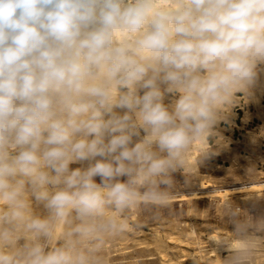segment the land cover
Returning <instances> with one entry per match:
<instances>
[{
    "label": "clouds",
    "instance_id": "obj_1",
    "mask_svg": "<svg viewBox=\"0 0 264 264\" xmlns=\"http://www.w3.org/2000/svg\"><path fill=\"white\" fill-rule=\"evenodd\" d=\"M260 65L264 0H0V264H105ZM230 215L222 264H251Z\"/></svg>",
    "mask_w": 264,
    "mask_h": 264
},
{
    "label": "rangeland",
    "instance_id": "obj_2",
    "mask_svg": "<svg viewBox=\"0 0 264 264\" xmlns=\"http://www.w3.org/2000/svg\"><path fill=\"white\" fill-rule=\"evenodd\" d=\"M258 71L250 94L238 93L194 144L171 207L129 215V227L106 239L105 264H222L224 246L236 239L230 210L237 207L254 225L251 264H264V65Z\"/></svg>",
    "mask_w": 264,
    "mask_h": 264
},
{
    "label": "bare ground",
    "instance_id": "obj_3",
    "mask_svg": "<svg viewBox=\"0 0 264 264\" xmlns=\"http://www.w3.org/2000/svg\"><path fill=\"white\" fill-rule=\"evenodd\" d=\"M262 75L264 76V71H263ZM263 80H264V79H263Z\"/></svg>",
    "mask_w": 264,
    "mask_h": 264
}]
</instances>
